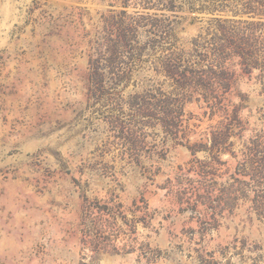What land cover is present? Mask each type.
I'll return each instance as SVG.
<instances>
[{"label": "rangeland", "instance_id": "374dc122", "mask_svg": "<svg viewBox=\"0 0 264 264\" xmlns=\"http://www.w3.org/2000/svg\"><path fill=\"white\" fill-rule=\"evenodd\" d=\"M0 264H264V0H0Z\"/></svg>", "mask_w": 264, "mask_h": 264}, {"label": "trees", "instance_id": "16d2710c", "mask_svg": "<svg viewBox=\"0 0 264 264\" xmlns=\"http://www.w3.org/2000/svg\"><path fill=\"white\" fill-rule=\"evenodd\" d=\"M203 88H204L205 91H210V89H211L210 86L205 85V84L203 85Z\"/></svg>", "mask_w": 264, "mask_h": 264}]
</instances>
